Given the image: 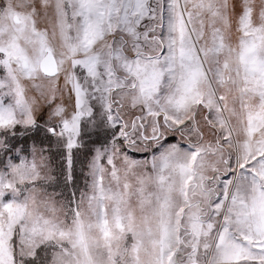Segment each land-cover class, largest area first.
<instances>
[{
    "label": "snow or ice",
    "instance_id": "6c2138e0",
    "mask_svg": "<svg viewBox=\"0 0 264 264\" xmlns=\"http://www.w3.org/2000/svg\"><path fill=\"white\" fill-rule=\"evenodd\" d=\"M0 264H264V0H0Z\"/></svg>",
    "mask_w": 264,
    "mask_h": 264
}]
</instances>
